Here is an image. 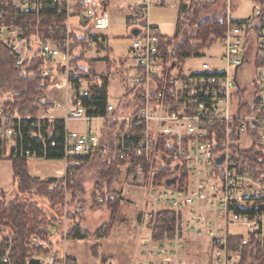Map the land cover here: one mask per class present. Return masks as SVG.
<instances>
[{"label":"built area","instance_id":"obj_1","mask_svg":"<svg viewBox=\"0 0 264 264\" xmlns=\"http://www.w3.org/2000/svg\"><path fill=\"white\" fill-rule=\"evenodd\" d=\"M158 3L167 5L140 0L129 8L126 29L140 33L128 35L120 93L95 114L96 82L85 75L78 51L84 47L89 61L87 52L102 42L111 24L107 1L0 0V45L14 54V67L37 54L44 63L41 77L62 79L65 91L63 104L46 107L33 120L0 111V139L14 158L21 123L35 122L29 135L42 149L61 128L65 173L51 188L62 191L65 208L68 181L85 159L119 163L125 178L142 179L131 264H186L193 243L205 245L206 264H240L248 247L252 256L264 255V4L235 20L227 0L221 39L191 56L201 58L197 71L182 72L172 59L174 35L167 39L149 21ZM20 158L47 161L28 152ZM93 194L90 203L102 206L101 193ZM67 214L63 222L69 224ZM52 237L41 230L31 235L20 262L15 242L3 235L0 264H76L58 257Z\"/></svg>","mask_w":264,"mask_h":264},{"label":"trees","instance_id":"obj_2","mask_svg":"<svg viewBox=\"0 0 264 264\" xmlns=\"http://www.w3.org/2000/svg\"><path fill=\"white\" fill-rule=\"evenodd\" d=\"M252 2L254 6L264 4V0H252ZM209 8L210 4L201 6L198 0H193L188 11L177 17L176 23L181 25L182 31L180 32H183L182 41L174 42L172 49V59L177 64L192 55H197L198 52L206 48L213 47L221 39L225 29V10L203 18L199 16L200 12L207 11ZM174 36H179V34L176 33ZM80 44L82 45V42ZM78 55V59L84 60L83 65L87 68V71L84 72L85 75L96 82V86L92 89V104L93 108L96 109L95 114H103L108 102V77H114L117 74L122 75L125 61L109 58L106 61L109 76L104 77L96 73V61H85L84 47L79 49ZM14 58V54L5 46L0 45V111L21 119H32L37 117L46 107L52 106V103L46 98V91L54 85L56 80L52 77H41L40 69L44 63L37 54L27 60L21 68L14 67ZM34 124V121H26L20 124V140L17 141V150L12 151L14 158L6 157L8 143L0 139V161L7 160L11 163L13 184L18 195L11 202L0 200V238L5 235L15 242L18 252L17 259L20 262L28 253L26 241L31 235L41 230L44 238L51 239L53 232H50V227L54 225L56 229L58 228L56 234L59 233V228L62 225V210L64 209V194L57 188H51L55 179L37 181L31 178L28 173L27 162L20 158L21 154L25 155L28 152L37 157L45 155L47 161H60L64 149L63 132L59 128V134L54 135L51 141L47 143L46 148L42 149V146L29 135ZM51 142L54 143L53 147L50 145ZM92 162L98 164L95 189L97 188V192L102 191L104 203L102 206H96L92 203L91 208L99 209L104 206L110 210L111 214L115 215L121 204V193L114 189L122 177L119 171V163L108 165L101 161L100 157L85 159L84 164L73 171V175L68 181V188L72 192L80 190V186L76 184V177L83 168ZM19 196L25 198L21 199ZM32 197L48 201L54 218L47 217L46 213L32 200ZM80 220L78 214L71 216L66 238L78 240L107 237L104 234H107L109 224L102 225L97 231L90 234L82 229ZM165 223H170L167 216H165ZM63 239L64 236L60 235L55 243L52 242V248L55 251ZM250 250V247L245 249L240 264H264V255L252 256Z\"/></svg>","mask_w":264,"mask_h":264},{"label":"rangeland","instance_id":"obj_3","mask_svg":"<svg viewBox=\"0 0 264 264\" xmlns=\"http://www.w3.org/2000/svg\"><path fill=\"white\" fill-rule=\"evenodd\" d=\"M108 3V12L110 16V27L108 30L102 33H106L108 36L106 38V44H105V50L101 52V55H97L94 52L87 53L86 57L88 59L96 58V57H103L104 53L109 54V58L113 59H119V61H125L129 59V52L128 49L130 47V39L128 37L129 31L126 29L125 26V18L128 15V8L131 7L135 3H140L139 0H106ZM193 0H179V6L177 7L178 0H166L167 7L162 9H152L149 14V21L151 24H155L158 26L160 31H162L167 39H170L173 35V26L175 24L176 20V10L178 9L177 17L183 14L185 11H188V9L191 6V2ZM200 5H207L210 4V8L207 9V11H202L199 13L200 17H207L208 15H212L214 13H220L225 10V6L227 4V0H198ZM231 6H232V15L235 20H241L246 19L249 17L253 11L254 5L251 0H231ZM180 24L176 23V30L175 34L178 33L179 36L173 37V42H181L183 39V32L182 28H180ZM181 33V34H180ZM176 37V39H175ZM210 53H213L211 51ZM215 53V51H214ZM103 54V55H102ZM209 55H207L208 57ZM201 63V58H194L189 57L187 59H184L180 62L177 69L179 71L182 70V72H189L190 70L197 71L199 69ZM103 64H99L97 66V72L101 74L102 76L106 77L109 76V72L105 70ZM119 76L118 74L116 76H109L108 77V99L110 103L115 102V98L117 97L118 93L120 91L118 90L117 86V80ZM64 85L62 82V79L58 78L56 79L53 86H51L46 91V98L48 101H50L52 104H63L64 102ZM37 115V117H39ZM35 117V118H37ZM11 147L10 144H8L7 149ZM7 152V150H6ZM7 157V154H6ZM27 162L28 166V173L29 176L37 181H47L49 179L54 178H61L63 177L65 173V166L60 161H44V160H37L33 158H29L28 160H25ZM4 163L5 169H0V200H3L4 202H11L16 197H18L17 192L14 188L13 179H12V170H11V163L8 162H2ZM1 163V164H2ZM98 172V164L95 162L90 163L85 168L81 170V172L76 177V184L80 186V190L74 191L76 194L72 193V190L69 189L68 195H67V202L66 208L64 205V209L62 210V225L61 228H59V233H57V229L54 226H51L50 229L53 232L52 242H56L57 237L60 235H63L65 230L69 227L68 222H63V219L65 218V211L68 213L66 215V218L70 221L71 217L68 216L74 213L75 209L79 212V218L81 219V226L86 220L89 218V225L91 228H95L100 222H103L104 224H109V230L107 234H104V236L107 235L109 237L112 235V233H118L121 230H125V227L128 228V231L126 233L131 232V222L130 219L134 217L135 220L139 221L140 217V211L142 210L143 205V198L144 193L142 190H139L140 184H142V179L139 181L133 182V185L130 187L135 186L136 189L131 190L129 195L125 194L126 198L125 200H122L121 198V204L118 212L114 215L111 214L110 210L107 207H100L99 209L91 208L90 202L92 198V193L94 191H97L95 189V184L97 180V174ZM120 182L114 186V189H117L118 192L120 191L121 197L123 196L121 190H124L129 184H127L125 181L128 179L125 178L123 175H121ZM93 185L92 190L90 187ZM69 186V184H68ZM103 190V189H102ZM116 190V191H117ZM99 192V191H98ZM99 193H102L100 191ZM128 193V192H127ZM131 194V195H130ZM72 199V202L69 203ZM19 198H25L23 196H19ZM36 205L42 209L47 217H50L51 219L54 218V213L50 210V205L48 201L44 199H40L37 197H32ZM130 198V199H129ZM127 200V201H126ZM92 212H95L93 214H89L87 217H84V212L89 209ZM94 215L98 217V219H94ZM92 219H94L92 221ZM129 225V226H128ZM93 230V229H92ZM134 230V229H133ZM85 231V230H84ZM88 232V231H86ZM90 234H93V232H88ZM56 235V236H54ZM103 235V234H102ZM115 235V234H114ZM106 237V238H107ZM115 239V238H114ZM62 242V241H61ZM59 245V244H58ZM58 245L56 249H58ZM57 251V250H56ZM210 259V256L205 251V245L200 243H193L188 250L186 251L185 255V262L186 264H206L208 260Z\"/></svg>","mask_w":264,"mask_h":264},{"label":"crops","instance_id":"obj_4","mask_svg":"<svg viewBox=\"0 0 264 264\" xmlns=\"http://www.w3.org/2000/svg\"><path fill=\"white\" fill-rule=\"evenodd\" d=\"M139 2H140V0H139ZM177 3H178L177 4V7H178L179 6V0ZM138 4L139 3H135L131 7H134ZM131 7H129V8H131ZM165 7H167V5L163 6L161 3H158V4H156V6L153 9L156 10V9H162ZM129 8H128V10H129ZM177 13H178V9L176 10V20H175V24L173 26V35L175 34V30H176ZM152 25L158 28L157 25H155V24H152ZM160 32L162 35H164L166 37V35L162 31H160ZM101 36H102L101 37L102 42L99 43L95 47V49H90L87 53L94 52L97 55H101V52L105 50L106 38L108 35L106 33H101ZM108 59H109V54L107 52V53H104L103 57L100 56L99 58L96 57V58H91L88 60L96 61V63H97L96 64V73L99 74L97 72V66L99 64H103L104 67L106 68L105 70H107L106 61H108ZM117 60H119V59H117ZM107 90H108V88H107ZM64 94H65V92H64ZM107 98H108V93H107ZM63 99L65 100V95H64ZM108 102H109V99H108ZM2 162H8V161L7 160L0 161V169L2 168L4 170L5 166H4V163H2ZM125 182L127 184H129V186H127L124 190H121V192L123 194V196L121 197L122 200H125V199L128 200V198H126L125 194L129 195L131 190L136 189L135 186L130 187L131 185H133V180L131 178H128ZM92 188H93V185L90 187V189L92 190ZM139 188H140L139 190H142L141 186H139ZM115 190H117V189H115ZM88 208H89V205H88ZM93 213H95V212H92L89 208L84 212L83 218H85L89 214L91 215ZM95 218L98 219V217L96 215H94V219ZM94 219H92V221ZM96 219H95V221H96ZM130 222H131V227H132V228H130V230L132 229V231L129 233L128 232L126 233V231H128V228L125 227V230H121L118 233H112V235H110L107 238H95V239L86 238V239H78V240H74V239L64 240V241L60 242L58 245L57 255H58V257H66L69 259H73L76 262V264H131L132 257L134 256V254L136 252V247H137L136 239H137V236L139 234V228H138V220H135L134 217H132L130 219ZM89 224L90 223H89V218H88V220H86V222H84L82 224V226H81L82 229L85 231H88V232L90 231V232L94 233L103 225V222L102 223L100 222L95 228H91V226Z\"/></svg>","mask_w":264,"mask_h":264},{"label":"water","instance_id":"obj_5","mask_svg":"<svg viewBox=\"0 0 264 264\" xmlns=\"http://www.w3.org/2000/svg\"><path fill=\"white\" fill-rule=\"evenodd\" d=\"M139 33H140L139 29H132V30L129 31V35L131 37H134V38L137 37ZM174 66H175V63L172 64V67H174ZM173 182H174V180L168 181L167 185H170ZM30 264H38V262L35 261V260H32V261H30Z\"/></svg>","mask_w":264,"mask_h":264}]
</instances>
